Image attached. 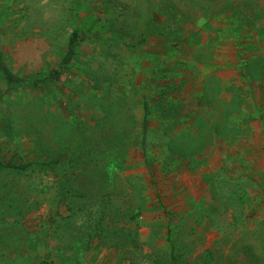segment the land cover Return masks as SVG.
<instances>
[{
  "label": "rangeland",
  "instance_id": "374dc122",
  "mask_svg": "<svg viewBox=\"0 0 264 264\" xmlns=\"http://www.w3.org/2000/svg\"><path fill=\"white\" fill-rule=\"evenodd\" d=\"M0 264H264V0H0ZM2 92V88L0 89ZM151 107L146 155L143 104Z\"/></svg>",
  "mask_w": 264,
  "mask_h": 264
},
{
  "label": "trees",
  "instance_id": "16d2710c",
  "mask_svg": "<svg viewBox=\"0 0 264 264\" xmlns=\"http://www.w3.org/2000/svg\"><path fill=\"white\" fill-rule=\"evenodd\" d=\"M85 37L86 36L82 30H80L79 28H74L69 35L68 44L61 61L48 71L42 72L40 75L32 78H26L13 71V69L5 61L3 54L0 52V89L2 88V92H0V99L9 91L14 90L15 88H18L20 86L27 85L37 88L49 82H54L60 79L64 70L72 63L73 57L77 53L81 40L85 39ZM143 108L144 115L142 120L141 147L143 149V153L146 155V142L150 122L149 118L151 114V107L147 100H145ZM58 161L59 160L57 158H54L51 160H27L23 163H14L10 161H4L3 158L0 157V168L25 171L35 166L51 165ZM170 233L171 231L169 230L168 239L170 247V259L168 261V264H178L176 247L172 241ZM40 264H55V261L50 257L48 253H45L41 258Z\"/></svg>",
  "mask_w": 264,
  "mask_h": 264
}]
</instances>
